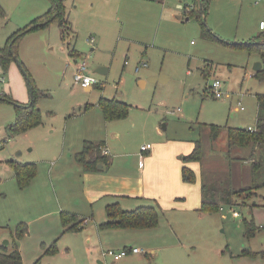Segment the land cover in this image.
<instances>
[{
	"label": "rangeland",
	"instance_id": "1",
	"mask_svg": "<svg viewBox=\"0 0 264 264\" xmlns=\"http://www.w3.org/2000/svg\"><path fill=\"white\" fill-rule=\"evenodd\" d=\"M64 1L72 34L67 30L62 39L57 23L53 22L22 35L15 45L18 61L36 88L47 96L37 101L42 124L23 135L11 136L7 127L15 122V107L0 102V252L3 247H12L14 228L19 222L27 225L28 232L17 242L23 264L37 259L40 264H97L98 255L93 248L107 250L104 243H99L100 234L91 222L80 232L65 233L60 215L54 213L61 204H76L87 194V188L79 182L77 168L67 162L68 151L77 139L99 142L96 138L102 126L95 120L102 121L97 106L101 97L117 98L129 106L124 119L110 122L111 135L105 140L112 157L113 152L132 154V158H125L130 173L140 174L138 157L143 145L158 148L148 163L143 155V166L148 171L164 164L169 166V147L175 142L192 145L200 140V171L206 185L241 188L264 179V172L254 176L248 163L236 160L247 159L250 149L231 151L233 159L229 160L223 131L216 136L208 127L255 126V96L264 93V82L252 76L259 57L235 47L259 34V23L264 22L263 5L209 0L204 28L193 14L185 21L194 0ZM50 8V0H0V49L14 33ZM90 38L91 45L86 42ZM72 49L79 55L73 56ZM80 57L86 60L89 74L101 87L86 92L74 86L71 65ZM98 68L107 72L95 74ZM160 74L168 77V82L150 80ZM215 80L221 82V98H215L210 91ZM139 81L144 85L140 86ZM0 94L26 104L23 99L29 94L28 81L17 61H12L5 73L0 67ZM241 106L243 110H235ZM104 135L102 132V139L106 138ZM125 159L117 160L123 168ZM11 160L35 163L36 176L31 186L30 183L24 189L18 188L9 167ZM194 172L190 196L184 198L185 209H196L200 203L198 167ZM262 201L264 188L241 196L232 206L205 213L214 240L223 241L230 250L239 246L242 250L264 249L260 247L264 244V232L260 236L256 232L251 240L243 238L244 221H253L257 227L264 225V210L253 207ZM158 233L159 239L137 242V247L159 248L154 252V263L171 264L164 247L175 240V231L165 226ZM178 233L182 231L178 229ZM52 244L55 252L45 253ZM196 251L191 256L193 261L199 260V254L204 255L199 248ZM197 264L206 262L200 258Z\"/></svg>",
	"mask_w": 264,
	"mask_h": 264
},
{
	"label": "crops",
	"instance_id": "2",
	"mask_svg": "<svg viewBox=\"0 0 264 264\" xmlns=\"http://www.w3.org/2000/svg\"><path fill=\"white\" fill-rule=\"evenodd\" d=\"M64 5H65V1H64ZM66 16L68 23L70 25L71 33H73L72 24L68 19L69 16L67 14ZM177 18L181 19V17L179 16ZM186 18L188 17L185 16V19ZM261 22L264 23L263 21ZM258 29H259L258 35L264 32V29L262 30L260 28ZM91 51H93V49H91ZM72 55L78 56L79 54H77L75 49H72ZM257 62H260L259 59ZM10 66L11 63L9 65V68ZM71 67L73 69V74H74L75 71L74 64H72ZM106 72L107 69H105V73ZM254 73L255 72L253 71L252 76ZM155 78H158L159 80V82L157 83H162V84L168 82L169 80L168 77L161 74L155 76ZM100 84L98 81V85L96 86H100ZM139 85L143 86L144 82L139 81ZM74 86L76 85L74 84ZM94 87L83 90L89 92ZM111 99L122 102L117 98H110L109 100ZM23 101H25L24 103L26 104L28 103L29 94L27 98L23 99ZM238 105L240 106V103H238ZM239 109L243 110V107L241 106L240 108H236L235 110L240 111ZM177 111L179 112V110ZM99 113H100V117L102 118L101 119L102 121H100V119L98 118L95 121L100 127L102 126V130H101V134H99L98 136L99 138L96 139H98L99 141L98 143H101L103 149H106L108 151V157L113 158L110 164V168L105 167L104 165H99L100 168H98L96 171L85 172L81 164L76 162L75 155L81 152L84 143L89 142V139L88 138L85 139L83 138L81 140L77 139L76 142H72L70 149L68 151L69 154H68L67 162L68 164L71 163L74 164L75 167L77 168L79 182L81 183L82 188L85 189L87 188L86 189L87 194L86 195L84 194L81 200L77 199L76 204H71L68 206L65 204L64 205L61 204L60 206L57 207L56 212H54L55 214L60 215V213L66 212L74 215L78 221H82L81 230L85 229L86 226H88L89 222H91L92 228H95L94 230H96L100 234L97 235L99 243L100 242L104 243L105 247L107 248L106 251L108 250L121 251V250H129L131 248H138L136 244L137 242L150 243L151 241L157 240L159 239V233H158L159 230H164L165 226H169L171 229L175 231L174 233L175 240L172 241L170 244L168 243L164 247V250H166L167 252L166 259L171 264H197L200 258H204V262H206V264L207 263L208 264H264V249L252 250L249 247L250 248L249 251L255 255L242 256L240 255L241 254L240 252L243 251L242 250L243 247L239 246V248L230 250L228 247H224L225 243L223 241L219 243L217 240H214L210 230L207 227V223L205 219L206 214L197 211L200 207V203H199V207L196 209L193 208L195 206L193 207L188 206L187 209L184 208L185 207L184 198L186 199L190 196L189 186L192 184H186L181 179V168L183 166V164L181 163V157L191 153L194 147V143H193L194 141L192 142V145L190 144L188 145L186 143H176V142L173 145H170L169 147L170 155H168L169 166H165L167 164H164L161 165L162 167L156 168L155 170L154 169L148 171L145 170V164L143 166V155H146L144 157V160H146L148 163V161L154 159V157L157 154L158 148H153V146H151V148L148 151L143 153H141L139 149L140 156L138 157L139 159L138 164L139 167L141 168V171L140 174L138 175L132 174L127 170L129 166L127 165L128 163L127 160L125 159V158L128 159V157L132 158V154L130 155L126 153L121 154L120 152H118V154L115 155L113 152L114 156L112 157L111 151L109 150L110 147L108 146V142L107 140H105L109 135H111V133L109 132L110 130L109 124L112 121H106L104 119L100 108H99ZM91 129H94V124L91 126ZM102 132L105 133L104 137L106 138L104 139L101 138L103 137ZM112 135L117 136V134L114 133ZM161 145H164V143L159 144V146ZM118 159L126 160L124 164V168L121 166V163L117 161ZM11 161H15L21 164H28V163L35 164L33 162H19L16 160H11ZM116 164L117 166H115ZM187 166L193 171L194 174H195L194 170L197 169L198 167L199 176H200L198 193L200 198V184H201V173H202V171H200V165L197 163H191L188 164ZM114 168H117V170L113 171ZM32 181L30 186L32 185ZM102 201L105 202L104 205H99ZM182 201L183 203H181ZM114 203H117L121 209L126 211L133 210L140 206L157 207V210L159 212V224L155 229H149V230H124V229L100 230L98 225L106 220L105 207L107 205ZM159 203L162 204L161 208ZM176 203H178V205H176ZM263 203L264 201H262L259 204H255L253 207L254 208L256 207L255 209H257L258 207L261 208L257 210H264ZM174 210H178V213H174ZM250 211L252 212L253 210L250 209ZM103 217L105 218L104 220ZM168 220H170L172 224H169ZM18 224H16V226ZM255 228L257 229L256 232L258 233V236H260L261 233L264 232V225L259 224L257 227L255 224ZM178 229H180L182 233H178ZM256 232L251 238H247L245 237V235H243V238L251 240L252 238L255 237ZM26 236L27 234L25 235V237ZM260 247L261 248L264 247V244H261ZM197 248H199L204 255L199 254V260L193 261L191 256H193L196 252H198L196 251ZM139 249H143L145 251V254H128L127 256L115 261L111 257L101 255L106 251L100 252L99 248L96 249L93 248L94 252L97 253L98 255L96 257L97 264H107V263L108 264H155L154 252L156 250H159V248L155 250L148 247L145 249L144 248H139ZM11 250L12 247L6 246L3 247L2 252L4 251L10 252ZM100 256L103 257L104 259L100 258Z\"/></svg>",
	"mask_w": 264,
	"mask_h": 264
},
{
	"label": "trees",
	"instance_id": "3",
	"mask_svg": "<svg viewBox=\"0 0 264 264\" xmlns=\"http://www.w3.org/2000/svg\"><path fill=\"white\" fill-rule=\"evenodd\" d=\"M51 8L43 15L31 21L24 28L14 33L0 49V67L5 73L9 69L12 61H17L19 68L25 72L26 79L29 86V101L27 104H19L13 101L8 95L0 94V102H7L15 107V122L7 127V131L11 136H19L25 134L30 129L42 124L41 111L37 106V101L41 97H46L42 91L36 88L29 74L25 70L23 64L18 61L15 50V45L19 38L36 29L47 27L49 24L55 22L60 30L61 38L66 37L67 30L71 33L70 25L66 16V8L63 0H50ZM158 1V0H150ZM195 3L187 17L191 14L196 19L201 21L204 26V17L209 0H194ZM199 6V7H198ZM1 11V9H0ZM207 33L210 32L207 30ZM72 34V33H71ZM235 48L244 49L248 54L256 53L259 61L262 64L261 70L255 72L253 77L260 82H264V32L253 37L245 43L238 44ZM15 58V59H14ZM257 114L255 126L252 130L243 128L217 127L209 125L210 133H218L223 131L226 137V155L229 160H232L230 154L233 150L250 149V154L247 159L236 158L241 163H248L252 175H257L264 172V93L256 94ZM98 106L106 121H114L124 119L129 112V106L123 102L116 100H109L101 98ZM194 147L191 153L181 157V179L186 184H193L195 182V174L187 166L191 163L200 165L202 160V145L200 140L193 142ZM103 146L101 143L93 144L92 142H85L81 152L75 155V160L81 164L85 172H92L98 169L99 165L109 167L111 159L108 155H103ZM231 165V164H230ZM14 178L19 189H24L36 176L35 164H21L15 161L9 162ZM203 174L201 173L200 184V207L197 210L200 213H213L219 211L222 206H232L235 201L243 195L255 193L264 188V179L255 182L251 185L241 188H233L228 186L226 188L210 187L203 182ZM264 207V203H263ZM106 220L98 225L100 230L107 229H124V230H149L155 229L159 224V212L157 207L140 206L133 210H123L117 203L107 205L105 207ZM60 222L63 227V232H79L82 227V221H78L74 215L66 212L60 213ZM245 237L251 238L257 231L253 221H244ZM27 234V225L19 223L13 233L12 250L10 252H0V264H22L21 256L17 248V242L22 240ZM55 248L52 244L45 253H54ZM242 256H253L249 250H243ZM262 255V254H261ZM32 264H40V259L35 260Z\"/></svg>",
	"mask_w": 264,
	"mask_h": 264
},
{
	"label": "built area",
	"instance_id": "4",
	"mask_svg": "<svg viewBox=\"0 0 264 264\" xmlns=\"http://www.w3.org/2000/svg\"><path fill=\"white\" fill-rule=\"evenodd\" d=\"M243 2H250L254 5H263L264 6V0H240ZM259 28L262 30L264 29V23H260L259 24ZM86 42L88 44H92L93 43V39H87ZM75 71L73 74V82L76 86H79L82 89H88V88H92L96 85H98V80L89 74L88 72V66H87V62L84 58H79L78 61L75 62ZM3 78L1 79V82H3ZM210 87V91L212 93V95L215 98H221L222 97V92H221V83L218 80L213 81V83L209 86ZM249 130H252V128H250ZM6 143V141H5ZM151 148L150 144H146L140 147V152H146ZM102 153L103 155H108V151L106 149H102ZM128 254H145V251L143 249H139V248H131L129 250H121V251H113V250H108L106 252H104L102 255L103 256H107V257H111L113 260L117 261L125 256H127Z\"/></svg>",
	"mask_w": 264,
	"mask_h": 264
},
{
	"label": "water",
	"instance_id": "5",
	"mask_svg": "<svg viewBox=\"0 0 264 264\" xmlns=\"http://www.w3.org/2000/svg\"><path fill=\"white\" fill-rule=\"evenodd\" d=\"M188 18L185 19V21H187ZM15 59V58H14ZM261 67H262V64L261 62H256L254 65H253V71L254 72H258L261 70ZM95 74H100V75H103L105 73V68H98L94 71ZM151 81L153 83H157L159 82L158 78H152ZM98 168H100V166H98Z\"/></svg>",
	"mask_w": 264,
	"mask_h": 264
}]
</instances>
